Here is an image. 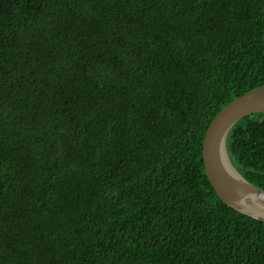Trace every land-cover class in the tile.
Returning a JSON list of instances; mask_svg holds the SVG:
<instances>
[{"label": "trees", "instance_id": "1", "mask_svg": "<svg viewBox=\"0 0 264 264\" xmlns=\"http://www.w3.org/2000/svg\"><path fill=\"white\" fill-rule=\"evenodd\" d=\"M262 84L264 0H0V264H264L202 153ZM226 147L264 189V112Z\"/></svg>", "mask_w": 264, "mask_h": 264}, {"label": "water", "instance_id": "2", "mask_svg": "<svg viewBox=\"0 0 264 264\" xmlns=\"http://www.w3.org/2000/svg\"><path fill=\"white\" fill-rule=\"evenodd\" d=\"M264 112V84L250 89L223 107L211 120L203 140L206 174L223 202L264 221V189L245 179L232 164L226 141L242 118Z\"/></svg>", "mask_w": 264, "mask_h": 264}, {"label": "bare ground", "instance_id": "3", "mask_svg": "<svg viewBox=\"0 0 264 264\" xmlns=\"http://www.w3.org/2000/svg\"><path fill=\"white\" fill-rule=\"evenodd\" d=\"M163 223V222H162Z\"/></svg>", "mask_w": 264, "mask_h": 264}]
</instances>
